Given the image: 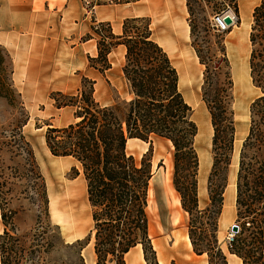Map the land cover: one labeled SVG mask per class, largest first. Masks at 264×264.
<instances>
[{
    "label": "rangeland",
    "instance_id": "obj_1",
    "mask_svg": "<svg viewBox=\"0 0 264 264\" xmlns=\"http://www.w3.org/2000/svg\"><path fill=\"white\" fill-rule=\"evenodd\" d=\"M181 1L185 8L183 24L187 26L186 35L181 27L172 31L154 7L149 8L148 0H114L111 5L103 0H80L84 16L78 18L77 26L71 24V29L67 30L61 27L60 18L48 13L44 15L43 0H0V82L4 84L0 87V94H7L6 87L9 86L14 94L12 106L9 100L0 98V183L4 182L0 200L6 210L13 212L11 222L27 246L33 239L45 238L43 229L46 225L50 227L46 237L51 246L49 252L43 254L44 264H78L76 252L79 244L84 245L80 251L84 264H95L86 182L73 159L50 154L45 144V132L49 126L62 128L72 119L74 110L56 108L54 99L59 100L58 93L75 95L84 79L94 83L93 96L99 104L113 105L126 98L120 72L122 60L117 52L107 57L109 70L98 71L91 67L92 59L97 58L98 53L94 52H97L100 38L108 35L109 24L95 20L97 7L115 11L121 17L147 19L153 40L173 62L179 75L180 91L192 109V120L197 126L194 148L199 164V210L209 205L208 185L213 163V130L202 100L203 87L208 80L210 94H224L231 81L229 94L234 139L217 220V239L227 264L238 262L228 247L231 226L236 224L235 182L239 151L248 133L250 104L258 95L251 84L248 67V35L253 10L249 21L242 22L238 15V0L223 8L215 6L220 0H197V4H193L194 20L188 14L186 1ZM260 2L250 1L256 6ZM9 9L15 17H9ZM242 11L245 14L244 7ZM223 13L234 14L238 21L228 32L219 34L213 28L212 20ZM190 18L195 21L192 35ZM51 24L54 33L47 31L46 34L53 35L54 40L49 43L50 37L45 35L44 26ZM28 60L36 64L30 73L27 74L26 66H21L14 76L13 62ZM20 104L29 117L21 133L33 153L34 166L29 164L24 151L10 143L21 118ZM127 152L137 162L147 159L151 165L146 211L148 234L158 264H207L205 255L196 256L192 252L188 239L189 217L182 210L180 196L173 186L171 144L154 137L148 142L133 139L127 143ZM42 185L47 198L46 214L40 199ZM3 229L0 219V235ZM129 252L124 257L125 264H134L135 261V264H146L140 246Z\"/></svg>",
    "mask_w": 264,
    "mask_h": 264
},
{
    "label": "trees",
    "instance_id": "obj_2",
    "mask_svg": "<svg viewBox=\"0 0 264 264\" xmlns=\"http://www.w3.org/2000/svg\"><path fill=\"white\" fill-rule=\"evenodd\" d=\"M185 1L189 16L194 18L193 4L197 0ZM233 3L234 0H220L215 6L223 8ZM192 18L189 19L191 35L195 26ZM149 26L145 18H127L119 36H114L107 26L108 35L100 38L97 58L92 59L91 67L109 70L108 55L122 45L125 54L120 72L126 98L113 105L99 104L93 96L94 83L87 79L81 82L75 95L58 93L59 100L54 99L56 108H72L75 121L62 128L49 126L45 144L52 156L71 158L80 167L91 210L95 264H125V255L136 246L141 247L146 264H158L148 234L146 211L151 165L147 159L137 162L127 152L130 140L148 142L153 137L171 144L173 186L180 196L182 210L189 217L188 239L192 252L196 256L205 255L207 264H227L217 239V220L234 139L229 94L232 83L228 82L224 94H210L208 80L203 87L202 100L213 130V163L208 185L209 205L199 210V164L194 148L197 126L192 120V109L180 91L178 72L167 53L153 40ZM94 33L100 37L98 32ZM248 41L249 77L258 95L250 104L248 133L239 151L235 182L238 232L229 243L228 251L241 264H264V0L253 9ZM3 86L0 82V87ZM10 87H6L8 93L0 94V98L9 100L12 106L14 94ZM20 106L17 133L10 137V143L24 151L27 161L34 166L33 153L21 133L29 117ZM3 184L0 183V189ZM1 195L0 190V199ZM40 195L46 214L43 185ZM4 206L0 200L4 228L0 235V264H44L43 254L51 246L46 237L50 227L46 225L43 229L45 238L33 239L27 246L11 222L13 212ZM83 248L79 244L78 264H84L80 256Z\"/></svg>",
    "mask_w": 264,
    "mask_h": 264
},
{
    "label": "crops",
    "instance_id": "obj_3",
    "mask_svg": "<svg viewBox=\"0 0 264 264\" xmlns=\"http://www.w3.org/2000/svg\"><path fill=\"white\" fill-rule=\"evenodd\" d=\"M80 1V0H79ZM78 0H43V5H44V15L45 13L54 15L57 18L61 19V27L64 30L71 29V24H74V26H77L76 21L78 18H83L84 10ZM251 0H238L239 6H238V15L239 18L241 19L242 22H248L251 11L253 8H255L256 4H251ZM149 3V8L155 9V12L158 14L159 17L163 19V22L168 24L169 27H171L172 31H177L178 27H181L185 35L187 33V26L183 24V15L185 13V8L183 5V2L181 0H148ZM242 7L245 9V14H243ZM11 10L9 9V17L14 16L13 12H10ZM241 14V17H240ZM95 20L96 22L99 23H108L111 27L112 34L114 36H119L121 35L122 32V23L123 21L128 18L126 16H120L119 14H116L115 11H109L105 7H97L95 8ZM252 18V16H251ZM87 19V18H86ZM245 25V24H244ZM45 28V35L47 37H50L49 43L53 42L54 37L51 35L54 28L53 25H46L44 26ZM52 28V29H50ZM49 31L50 33L46 32ZM71 33V32H70ZM239 39V38H237ZM236 39V40H237ZM90 40L86 43H89ZM117 52L120 55V60L122 62L124 61V54H125V49L122 45L117 46L113 51L109 54H114ZM94 53H97L96 50ZM93 57V56H92ZM35 62H13L14 66V76H16L19 73V68L21 66H26L27 74L30 73L31 68L35 66ZM41 66V65H39ZM74 118L72 117L71 120L67 121V123L62 126L65 127L69 124L74 123ZM130 253V252H129ZM128 253V254H129ZM237 260L238 258L235 257ZM239 264L238 262H236Z\"/></svg>",
    "mask_w": 264,
    "mask_h": 264
},
{
    "label": "built area",
    "instance_id": "obj_4",
    "mask_svg": "<svg viewBox=\"0 0 264 264\" xmlns=\"http://www.w3.org/2000/svg\"><path fill=\"white\" fill-rule=\"evenodd\" d=\"M104 3L108 4V5H111L113 4L114 0H103ZM226 13H223L221 15H216L213 20H212V26L213 28L215 29V31L219 34H223V33H226L228 32L233 26L236 25L237 21H238V18L232 14V13H229L231 15V18H232V24L231 25H226L223 21V18L225 16ZM232 241V238L231 236L229 237V243Z\"/></svg>",
    "mask_w": 264,
    "mask_h": 264
},
{
    "label": "water",
    "instance_id": "obj_5",
    "mask_svg": "<svg viewBox=\"0 0 264 264\" xmlns=\"http://www.w3.org/2000/svg\"><path fill=\"white\" fill-rule=\"evenodd\" d=\"M223 21H224V23L226 25H231L232 24V18H231L229 13L225 14V16L223 18ZM230 232H231L230 236H231V238H233V236L238 232V226L236 224H233L231 226V231Z\"/></svg>",
    "mask_w": 264,
    "mask_h": 264
},
{
    "label": "bare ground",
    "instance_id": "obj_6",
    "mask_svg": "<svg viewBox=\"0 0 264 264\" xmlns=\"http://www.w3.org/2000/svg\"><path fill=\"white\" fill-rule=\"evenodd\" d=\"M230 16H231V15H230ZM232 18H233V17H232ZM164 176H165V175H164ZM157 177H158V176H157ZM159 178L161 179L160 176H159ZM159 178H158V179H159ZM159 182H160V181H159ZM163 186H164V185H163ZM168 200H169V199H168ZM169 202H170V201H169ZM171 202H172V200H171ZM170 204H171V203H170ZM234 257H235V256H234ZM238 260H239V259H238ZM239 262H240L239 264H241V261H240V260H239ZM135 263H136V261H135ZM135 263H134V264H135ZM234 263L237 264L236 262H234ZM131 264H132V263H131Z\"/></svg>",
    "mask_w": 264,
    "mask_h": 264
}]
</instances>
